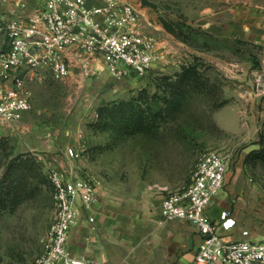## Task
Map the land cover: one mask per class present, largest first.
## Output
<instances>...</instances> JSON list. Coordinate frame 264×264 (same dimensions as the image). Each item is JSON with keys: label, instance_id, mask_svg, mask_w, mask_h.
I'll return each instance as SVG.
<instances>
[{"label": "rangeland", "instance_id": "obj_1", "mask_svg": "<svg viewBox=\"0 0 264 264\" xmlns=\"http://www.w3.org/2000/svg\"><path fill=\"white\" fill-rule=\"evenodd\" d=\"M129 1L153 25H162L152 30L167 45L168 63L145 77L117 79L102 70L32 84V109L0 126V180L17 157L28 192L22 203L0 211V264L33 262L41 255L40 239L55 213L52 168L89 176L96 185L98 200L90 213L95 221L86 215L73 228L70 244L99 263L96 249L109 257L141 245L148 218L160 217L163 197L190 183L208 150L230 156L218 199L231 189L233 205L255 200L257 223L263 225L264 0ZM164 20L179 33L168 31ZM191 64L208 84L179 97L174 109L161 113L157 129L126 133L120 121L113 122L122 101L134 96L145 102L146 89L150 96L164 94L167 83ZM159 105L168 106L162 99ZM69 147L79 156H70ZM220 209L216 203L209 214L218 217Z\"/></svg>", "mask_w": 264, "mask_h": 264}, {"label": "built area", "instance_id": "obj_2", "mask_svg": "<svg viewBox=\"0 0 264 264\" xmlns=\"http://www.w3.org/2000/svg\"><path fill=\"white\" fill-rule=\"evenodd\" d=\"M146 14L128 0H39L25 16L0 13V126L33 107V83L48 78L63 80L102 70L117 79L145 77L159 64L168 63L167 45ZM70 156L79 152L69 147ZM230 156L219 150L200 155L190 183L168 191L160 213L164 222L187 220L201 233L192 264H264V232L248 228L242 237L229 239L219 229L237 225L231 212H221V221L207 209L226 185ZM55 213L40 239L41 255L18 264H100L76 254L70 238L74 227L89 215L98 200L92 178L70 169L52 168Z\"/></svg>", "mask_w": 264, "mask_h": 264}, {"label": "crops", "instance_id": "obj_3", "mask_svg": "<svg viewBox=\"0 0 264 264\" xmlns=\"http://www.w3.org/2000/svg\"><path fill=\"white\" fill-rule=\"evenodd\" d=\"M38 2L39 0H35L34 3L30 0H0V13L6 16H25L33 11ZM87 2L88 4H100L103 0H87ZM146 17L151 18L147 14ZM154 26L156 30L158 27L163 29L162 25L155 22ZM224 192L227 194L226 198L218 199L217 196L207 209V215L212 220L220 222L221 212L229 210L233 212L231 215L236 218L237 225L230 230L220 228L219 231L229 239L241 238V230L244 228L260 236L264 232V222L263 225L257 223L260 211L255 208V200L249 202L238 200L233 205L228 200V194H232L233 190ZM216 203L221 206L218 217L209 214ZM201 238V233L190 221L178 219L164 222L160 214L158 218H148L145 236L141 238L143 241L138 248L126 249L123 254L111 251L108 253L109 257L101 253L99 249L95 252L100 257L99 260L102 262L100 264H192Z\"/></svg>", "mask_w": 264, "mask_h": 264}, {"label": "trees", "instance_id": "obj_4", "mask_svg": "<svg viewBox=\"0 0 264 264\" xmlns=\"http://www.w3.org/2000/svg\"><path fill=\"white\" fill-rule=\"evenodd\" d=\"M146 4L150 3L144 0ZM152 4V3H150ZM154 5V4H153ZM164 26L168 31L178 34L175 26L169 22L163 21ZM169 77L163 78L166 82ZM208 84V79L197 66L189 65L183 67L182 72L178 77L165 86L164 94H153L150 96L148 89L141 92L145 94V102L137 101L136 97L129 98L128 101H122L118 111L112 116L122 125L126 133H134L136 131H152L160 125L161 113L175 108L174 104L179 97L185 95L191 88L202 90ZM151 98V99H150ZM164 100L167 103V108L159 105V100ZM146 105V106H143ZM149 114H145V113ZM103 111L101 110V114ZM151 113V114H150ZM259 153V152H258ZM23 161V160H22ZM23 165L19 158L14 157L10 160L6 167L5 173L0 180V211L9 210L16 207L27 196V190L23 187L21 178L24 176ZM23 175V176H22Z\"/></svg>", "mask_w": 264, "mask_h": 264}]
</instances>
